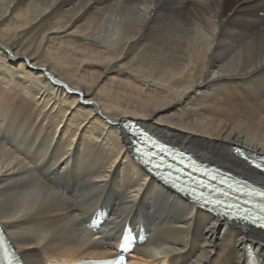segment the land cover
I'll return each mask as SVG.
<instances>
[{
    "label": "bare ground",
    "instance_id": "bare-ground-1",
    "mask_svg": "<svg viewBox=\"0 0 264 264\" xmlns=\"http://www.w3.org/2000/svg\"><path fill=\"white\" fill-rule=\"evenodd\" d=\"M126 120L264 187L233 154L264 153V0H0V223L23 264L114 258L126 224L138 264H244L247 245L264 264L263 232L138 168Z\"/></svg>",
    "mask_w": 264,
    "mask_h": 264
},
{
    "label": "snow or ice",
    "instance_id": "snow-or-ice-1",
    "mask_svg": "<svg viewBox=\"0 0 264 264\" xmlns=\"http://www.w3.org/2000/svg\"><path fill=\"white\" fill-rule=\"evenodd\" d=\"M131 135L138 137L142 144L145 145L151 144L153 148H158L161 152L170 151L163 144L158 143L151 136L147 135V133L144 131L133 132L131 133ZM146 153H147V149H145L144 152H141L139 149L137 150V155L141 158V162L144 164V166L148 167L151 165L152 171L160 175L161 178L164 179L165 184H169L170 186L175 187L177 191L183 192L184 185H181V183L178 180L170 181L166 179L163 173L160 172L159 168H157L153 164L151 159L144 158ZM237 153L239 154V150H237ZM179 155L181 156V161L183 162V154H179ZM187 166L192 167L193 171L198 170L195 163H192L191 165L186 164V167ZM254 167L264 172V160L255 163ZM202 175L208 176L209 180L211 181L217 180V176H215L211 172H208L207 170H204L202 172ZM219 183L225 185L228 190L237 194L233 196L234 200H240L241 198H243L244 204H251L253 205V208L258 207V211H254L253 208H246V209L242 208L240 203L230 204V203L222 202L220 200H216L215 204H211L208 199V196L196 195L195 191L185 194H191L193 196V200L196 205L209 208L210 211L216 212L218 216H223L229 220H239L242 222L250 223L255 227H257L258 229L264 230V190H260L255 187H252L247 183H242L240 181H233L231 180V178H220ZM199 186L201 188L208 187V185L205 184L203 181L200 182ZM213 191H218V189H213ZM223 195L227 197L228 191H225ZM254 201L258 203H254ZM224 208H226L227 211H225ZM218 209L220 210L217 211Z\"/></svg>",
    "mask_w": 264,
    "mask_h": 264
},
{
    "label": "rangeland",
    "instance_id": "rangeland-1",
    "mask_svg": "<svg viewBox=\"0 0 264 264\" xmlns=\"http://www.w3.org/2000/svg\"><path fill=\"white\" fill-rule=\"evenodd\" d=\"M35 113H36V111H33V114L31 113V115L32 116H34L35 115ZM33 118V117H32ZM32 118H30V120L28 119V123H30V125H31V120H34V118L32 119ZM30 121V122H29ZM62 125H64L63 123L61 124V126ZM31 126H36V122H34V121H32V125ZM55 141V140H54ZM53 145V146H52ZM5 146V147H4ZM59 145H58V142H57V140H56V144L54 145L53 143L51 144V147H53V149H55V148H57ZM6 148H7V146L5 145V144H0V150H3V151H5L6 150ZM138 179V182H139V178H137Z\"/></svg>",
    "mask_w": 264,
    "mask_h": 264
}]
</instances>
